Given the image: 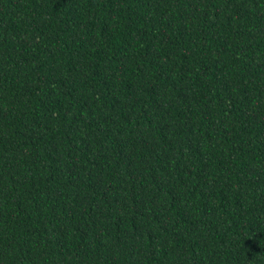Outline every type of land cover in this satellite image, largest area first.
Here are the masks:
<instances>
[{
    "label": "trees",
    "instance_id": "trees-1",
    "mask_svg": "<svg viewBox=\"0 0 264 264\" xmlns=\"http://www.w3.org/2000/svg\"><path fill=\"white\" fill-rule=\"evenodd\" d=\"M0 264H264V0H0Z\"/></svg>",
    "mask_w": 264,
    "mask_h": 264
}]
</instances>
